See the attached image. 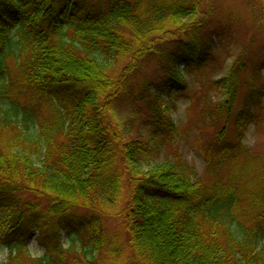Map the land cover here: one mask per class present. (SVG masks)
<instances>
[{"label":"trees","instance_id":"1","mask_svg":"<svg viewBox=\"0 0 264 264\" xmlns=\"http://www.w3.org/2000/svg\"><path fill=\"white\" fill-rule=\"evenodd\" d=\"M201 4L0 0V243L8 250L0 264H97L101 216L118 218L127 236V250L104 248L112 264H264V161L255 176L239 164L235 182H210L182 158H154L157 140L174 133L170 112L188 88L184 73H198L214 47L199 36ZM167 39L162 58L156 46ZM157 55L158 81L131 93L139 62ZM235 73L216 81L226 96L208 101L211 126L225 119L207 137L210 158L243 151L253 110L264 103V83L251 85L235 110ZM127 96L149 136H159L155 149L121 123L115 106ZM230 118L234 140L219 149ZM24 193L45 209L30 213L40 203L23 201ZM75 208L94 213L76 225L80 250L60 241ZM35 230L44 247L37 258L27 249Z\"/></svg>","mask_w":264,"mask_h":264},{"label":"rangeland","instance_id":"2","mask_svg":"<svg viewBox=\"0 0 264 264\" xmlns=\"http://www.w3.org/2000/svg\"><path fill=\"white\" fill-rule=\"evenodd\" d=\"M201 1V11L196 15V19L203 24L199 30V36L203 41L211 39L214 47L206 64L198 73H184L188 88L184 94L179 95L175 108L170 112L175 125L174 133L161 142L159 136L156 138L149 136L150 125L142 124L143 113L139 115L133 113L134 104L128 96L115 106V110L121 123L129 128L130 138L141 136V140L149 144L152 150L155 149V142L159 138L157 155H154V158L172 161L182 158L195 169L198 176L204 177L207 181L222 182L228 179L235 182V165L244 164L249 168L251 175L255 176L257 175L256 166L264 161V103L253 110L255 115L248 123L241 139L243 151H240L233 159L210 158L211 155L206 148L207 137L215 139V130L222 127L225 119L217 116L216 124L211 126L207 106L208 101H216L226 96L227 90L217 85L216 81L225 77L231 68L236 71L238 78L239 94L235 101V110L241 105L240 100L245 90L251 85L259 84L260 86L264 83V0ZM179 36L185 35L179 34ZM169 40L156 46L158 55L162 58L171 50ZM158 55L139 62V67L130 80L131 93H138L153 80L158 81L157 60L160 58ZM8 63L11 65L12 61L8 60ZM232 118L225 125L226 136L221 141L219 149L226 146L225 142L234 140ZM232 152L235 155V151ZM206 154L209 156V164L205 162ZM246 178L248 179L249 176ZM260 184L264 185V177ZM22 196L23 201L40 203L39 208L36 211L29 210L30 213L45 209L44 205L30 193H24ZM93 215L94 213L86 208H75L69 213L66 218L74 221V223L71 222L73 228L68 234L66 231L60 233V241L65 248L72 242L76 244L78 250L82 248V242L78 240L75 231L76 225L90 219ZM53 218L51 217L52 222ZM100 218L98 222L103 227V247L120 243V247L127 250L123 245L127 236L122 222L118 218L107 216ZM61 219L64 218L61 217ZM39 240L38 231L32 232L28 237L27 249L31 257L37 258L44 254V247ZM104 248L101 252L94 254L96 263L112 264V260L108 258L111 255ZM7 252L4 244L0 243V262L6 260ZM120 255L117 254V256Z\"/></svg>","mask_w":264,"mask_h":264}]
</instances>
